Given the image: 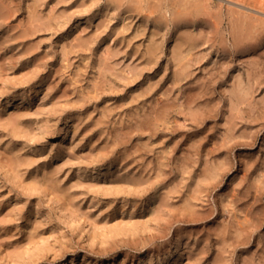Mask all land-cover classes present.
Segmentation results:
<instances>
[{
    "label": "rangeland",
    "instance_id": "obj_1",
    "mask_svg": "<svg viewBox=\"0 0 264 264\" xmlns=\"http://www.w3.org/2000/svg\"><path fill=\"white\" fill-rule=\"evenodd\" d=\"M0 264H264V0H0Z\"/></svg>",
    "mask_w": 264,
    "mask_h": 264
}]
</instances>
